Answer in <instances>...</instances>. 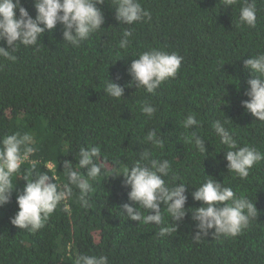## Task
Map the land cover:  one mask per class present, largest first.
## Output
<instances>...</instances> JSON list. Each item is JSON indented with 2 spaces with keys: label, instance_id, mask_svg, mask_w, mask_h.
Instances as JSON below:
<instances>
[{
  "label": "trees",
  "instance_id": "trees-1",
  "mask_svg": "<svg viewBox=\"0 0 264 264\" xmlns=\"http://www.w3.org/2000/svg\"><path fill=\"white\" fill-rule=\"evenodd\" d=\"M140 2L151 13L150 21L119 24L115 0H105L99 5L105 16L102 29L79 47L64 43L62 26L57 25L45 31L37 45H18L15 62L0 57V138L28 132L38 149L30 157L38 161L36 169L25 162L13 177L15 189L22 190L25 180L37 172L67 184L63 162L76 163L81 147L99 146L107 168L90 181L93 191L87 207L79 204L78 189L73 187L71 214L61 205L35 233L10 223L18 210L14 190L11 202L0 208V264H75L79 255L107 256L109 264H264V161L246 179L228 172L224 158L228 149L212 127L220 120L237 147L264 152V122L241 106L248 99L244 92L250 77L244 61L264 53V0H256L255 28L239 25L243 0L231 6L224 0ZM21 4L34 18V0ZM124 30L133 33L127 49L119 48ZM0 46L8 47L3 42ZM152 48L183 57L176 77L155 94L127 87L132 60ZM108 78L125 87L124 97L116 100L105 92ZM145 101L156 108L151 118L140 110ZM190 113L200 121L198 129L182 127ZM149 130L164 140L163 149L145 141ZM193 131L205 139L208 153L189 142ZM144 151L171 162L165 177L169 184L178 178L175 182L188 184L191 193L211 176L256 203V220L236 237L210 232L199 242L190 213L178 227L163 205L161 225L131 220L122 213V205L130 203V189L123 185L122 174L110 175L133 166ZM48 163L56 167L49 171ZM79 171L86 175L84 169ZM199 206L189 194L185 207ZM164 226L173 230L160 236Z\"/></svg>",
  "mask_w": 264,
  "mask_h": 264
},
{
  "label": "clouds",
  "instance_id": "clouds-1",
  "mask_svg": "<svg viewBox=\"0 0 264 264\" xmlns=\"http://www.w3.org/2000/svg\"><path fill=\"white\" fill-rule=\"evenodd\" d=\"M236 2L224 0L229 6ZM104 3L105 0H34L36 15L33 18L21 0H0V42L8 46H0V57L15 62L17 58L13 53L18 45H37L45 31H51L57 25L62 26L64 43L79 47L102 29L105 16L99 5ZM115 5V19L119 24L133 25L151 20V13L142 6L140 0H115ZM256 24V0H243L239 25L255 28ZM132 35L131 30H124L119 48L127 49L131 45ZM136 57L127 69L131 77L127 87L144 88L150 94H155L165 81L176 77L183 60L175 52L168 53L157 48L144 51ZM244 70L250 72V77L244 92L248 99L242 100L241 106L256 120L264 122V53L245 60ZM124 91V86L108 78L105 92L110 97L119 100L124 97ZM140 110L148 118L156 113V108L147 101ZM182 127L185 130L198 129L200 121L196 114H188L182 120ZM212 127L221 144L228 149L224 151L228 172L246 179L251 169L264 161V152L250 146L237 147V141L220 120L214 121ZM144 139L153 147L163 149L165 146L156 130H149ZM188 139L194 142L199 152L208 153L205 139L195 131L191 132ZM36 144L33 134L28 132H15L0 138V208L11 202L15 190L18 210L10 218V223L32 233L42 229L61 205L64 212L71 214L69 201L74 195L73 187L78 189L79 204L87 207L88 196L93 191L90 181L107 172L106 159L102 158L99 146L81 147L76 163L67 159L63 162L67 184L61 185L47 172H37L35 178L25 180L22 190H16L13 177L19 174L22 165L29 162L33 170L37 167L38 161L30 160L38 150ZM46 167L52 171L56 166L48 163ZM80 169H84L86 175H82ZM171 170L169 160L154 159L148 151H144L130 168L125 167L122 172L113 170L110 176L122 174L123 185L130 189L127 193L130 203L122 205V213L139 224L161 225L164 223L163 205L177 227L190 213L197 242L210 232L212 236L236 237L256 220V203L243 195L237 196L231 187L206 175L208 179L189 193L188 184L175 182L178 178H174L172 184L166 182L165 177L169 176ZM189 194L193 201L200 202L199 207H185ZM172 230L167 226L161 227L159 235L164 236ZM75 264H109V260L107 256L79 255L75 258Z\"/></svg>",
  "mask_w": 264,
  "mask_h": 264
}]
</instances>
